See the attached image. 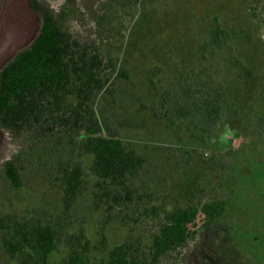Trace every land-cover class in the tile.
<instances>
[{
    "label": "trees",
    "instance_id": "1",
    "mask_svg": "<svg viewBox=\"0 0 264 264\" xmlns=\"http://www.w3.org/2000/svg\"><path fill=\"white\" fill-rule=\"evenodd\" d=\"M31 1L40 31L0 70V128L17 146L0 166V179L21 190L42 178L56 204L35 216L0 213L2 250L16 264H180L197 237L218 224L227 200L199 197L185 206L158 202L146 170L164 149L176 148L187 161L197 162L194 153L210 157L203 164L218 169L217 178L243 148L234 150V139L254 144L264 123V83L253 76L246 82L249 94L239 96L233 90L244 75L232 72L245 68L249 52H259L253 47L259 30L248 25L235 32L215 17L196 42L198 61L182 62L169 77L153 70L143 82L152 93L143 97L120 90L127 89L129 75L126 47L147 0H66L58 7ZM129 24L131 34L124 35ZM110 34L124 38L118 55L108 44ZM222 64L213 78L212 67ZM118 100L125 105L122 113L128 105L146 113L149 124L135 127L143 129L148 143L164 148L160 153L114 128L118 121L126 124L116 116ZM87 178L94 182L91 187ZM196 184L193 196L205 192ZM83 198L101 223L96 246L82 231L71 234L64 226ZM116 223L150 230L110 248Z\"/></svg>",
    "mask_w": 264,
    "mask_h": 264
},
{
    "label": "rangeland",
    "instance_id": "2",
    "mask_svg": "<svg viewBox=\"0 0 264 264\" xmlns=\"http://www.w3.org/2000/svg\"><path fill=\"white\" fill-rule=\"evenodd\" d=\"M47 1L55 7L66 2V0ZM257 1L147 0V7L134 24L131 40L126 47L127 53L124 58L129 62L126 61L125 69L129 75L128 80H124L127 89L123 88L120 91L129 90L131 94L136 92L148 97L152 90L145 89L147 87L143 82L147 77L154 76L153 70H161L159 71L161 75L169 77L175 75L173 72L177 74L182 62L189 64L197 60L195 53H198L199 45L196 42L206 36V29L212 27L213 19L216 17L226 28L235 32L247 29L248 25L259 30L258 37L254 38V46L252 45L254 49H259V52H249L250 57L243 63L245 68L234 69L232 72L234 75L236 73L239 76L244 75V81L237 80L236 89L233 91L239 96H247L250 88L246 82L250 83L249 79H253L254 76L258 83H264V15L262 13L264 0ZM255 2L258 7L255 11L256 15L253 14ZM16 5L21 13L22 24L29 17L32 18L34 24L32 38H35L40 31V18L33 9H29L30 0H18ZM129 28L130 24L123 31L124 35L131 34V31L128 34ZM110 37L108 44L113 46V50L118 55L120 51L117 48L123 45L124 38L115 37L113 34H110ZM30 42L31 40L23 43L22 49L27 48ZM222 68H224L223 64L212 67L213 73L215 72V75L212 73L213 78H216L218 70ZM122 101L118 100V104L115 105L116 116L121 118V121L133 127L148 123L146 113L139 106L128 105L122 113L125 106ZM261 111L264 113V108ZM121 123L118 121L113 125L122 135L148 143L143 137V129L130 128ZM259 127L253 145L244 146L247 140H233L234 150L243 148L227 163L224 172L217 171V178L214 171L218 169L209 166L211 164H203L207 163L210 157H205L203 160L201 154L194 153L197 162H191L183 159L180 154L176 155V152H179L176 148L164 149L148 143V148H152L156 153H160L158 148L164 149L158 159H152V166L146 170V177L153 186L151 193L154 200L177 206H185L189 200H196L199 197L211 199L223 197L227 200V211L218 224L204 235L200 234L197 237L187 249L180 264H264V123ZM135 130L136 133L142 132V135H137ZM16 151L17 146L0 128V166ZM170 151L172 153L169 155ZM216 159L217 157H214V162L217 161ZM188 162L192 166H189ZM196 183L205 192L193 196L196 192ZM93 184V180L87 178V186L91 187ZM192 184L194 187L191 189ZM189 187L190 191H188ZM86 200L83 198L78 203L76 210L71 212L69 224L64 223V226L71 234L82 231L87 235L90 245L96 246L100 239L101 223L89 214ZM54 204H56L55 194L42 178L33 181L30 186H24L21 190L12 189L3 177L0 179V213L35 216L52 210L49 207H53ZM132 226L116 223L109 233V247L123 243L135 233L147 235L150 230L149 225L136 230L132 229ZM0 263L16 264L6 256L1 245Z\"/></svg>",
    "mask_w": 264,
    "mask_h": 264
},
{
    "label": "flooded vegetation",
    "instance_id": "3",
    "mask_svg": "<svg viewBox=\"0 0 264 264\" xmlns=\"http://www.w3.org/2000/svg\"><path fill=\"white\" fill-rule=\"evenodd\" d=\"M17 1L18 0L0 1V40H3L5 42H10V40L11 41L15 40L16 42H19L21 44L31 40L30 42L31 45L37 37L36 36L35 38H32L33 37L32 34L34 32L33 20L32 18L29 17L22 24V21L20 20L21 13L16 5ZM29 9L30 10L33 9L35 11L31 0H30ZM22 32L24 34H22Z\"/></svg>",
    "mask_w": 264,
    "mask_h": 264
},
{
    "label": "water",
    "instance_id": "4",
    "mask_svg": "<svg viewBox=\"0 0 264 264\" xmlns=\"http://www.w3.org/2000/svg\"><path fill=\"white\" fill-rule=\"evenodd\" d=\"M15 42V40H10V42L0 40V70L15 56L18 51L22 50V44Z\"/></svg>",
    "mask_w": 264,
    "mask_h": 264
}]
</instances>
